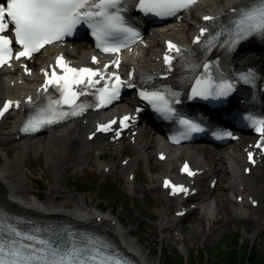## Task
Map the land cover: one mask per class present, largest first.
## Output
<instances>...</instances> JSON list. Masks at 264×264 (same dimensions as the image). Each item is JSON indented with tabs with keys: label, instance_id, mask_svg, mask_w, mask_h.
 Here are the masks:
<instances>
[{
	"label": "rangeland",
	"instance_id": "374dc122",
	"mask_svg": "<svg viewBox=\"0 0 264 264\" xmlns=\"http://www.w3.org/2000/svg\"><path fill=\"white\" fill-rule=\"evenodd\" d=\"M210 4L211 2H208V5ZM34 67L38 68L36 65ZM45 136L46 134L43 135ZM151 139L146 138L145 141L151 145ZM65 142H58L51 151L43 148L41 144L40 149L37 147L28 152L16 148L20 150L17 152L15 147L9 149L11 147L5 146L0 149V164L6 159H16L18 165L10 171L24 174L30 188V196L38 201L48 202L55 198L59 205L86 204L118 216L125 229L130 231L127 238L141 245L146 259L154 264H175V261L181 258L184 263H189L193 253L198 255V258L200 251L203 253L202 260H197L196 264H212L217 257L210 248L216 251V246L224 248L225 237L236 233L241 250L246 245L249 249L256 247L264 252V207L254 209L250 202H246V207H249L247 215H239L236 210L239 202L235 198L237 189L232 191L230 185L227 186L230 178L226 171L219 175L213 191V199L222 201L228 197L218 219L210 225L201 218L200 212H195L173 228L170 226V220L173 219L176 208L160 189L158 176L170 170L177 171L179 163L174 164L169 159L164 162L157 161L155 144L147 147L146 156H140L129 137L117 145L105 142L95 145L91 152L86 154L78 138H74L71 146H66ZM242 143L241 141L231 145L238 147ZM7 150H11L9 155ZM201 152L205 153L209 160L210 157L215 160L221 155L223 159L228 158L225 149L220 153H208L206 150ZM81 154L85 155V159L75 163ZM128 159H134L136 164L133 188L123 172L124 161ZM213 160L210 162L215 166ZM99 163L109 165V169L101 170ZM207 184V181L203 182V185ZM52 185L57 186L59 190L58 194L49 197Z\"/></svg>",
	"mask_w": 264,
	"mask_h": 264
},
{
	"label": "bare ground",
	"instance_id": "6f19581e",
	"mask_svg": "<svg viewBox=\"0 0 264 264\" xmlns=\"http://www.w3.org/2000/svg\"><path fill=\"white\" fill-rule=\"evenodd\" d=\"M208 2H211L208 5ZM235 0H199L193 8L191 15H182L181 22L160 25L151 28L147 34L148 46H137L131 52L127 53L124 58V65L126 69L130 65L138 68L149 69L154 71L160 64L159 56L163 50L164 42L167 39H173L181 43H189L193 34L197 33L203 18L207 14H216L222 11H227L231 4ZM150 45V46H149ZM264 45V44H263ZM93 49L86 44L73 45L72 43L61 44L56 43L48 45L43 48L37 63L40 67L50 65L56 54H62L74 63H88L93 56ZM17 66V67H16ZM32 68V74H25L23 67L17 62L14 66L9 68L0 69V108L7 99H13L14 102L20 98L23 101L24 97L33 92L41 80L40 71L38 68L29 65ZM20 68V69H19ZM120 108H126L125 103L121 104ZM113 116V114L111 115ZM111 116L100 113H89L82 118H77L67 124H57L52 128L45 131L46 136L43 137L44 132L36 134L35 136H21L19 132V125L22 119L21 110H11L4 116L0 117V149L5 146H9L12 149L21 148L22 151L28 152L37 147L47 150L52 149L58 142H65L66 146H71L74 138H78L80 145H82L83 152L90 153L95 145H99L101 141L96 139L89 141L87 136L93 131L95 121L100 119L107 120ZM147 132L140 130L137 136L132 140L136 150L139 151L140 156L147 155V147L155 144L157 153L166 152L167 159L179 163V166L185 159L194 161L193 165L197 168H205L208 177H215L217 174H222L226 171L229 176V183L227 186L233 191L237 189L235 194L236 200L238 196H243V200L238 203L236 210L239 215H247L246 202L251 199L258 200L256 206L257 209L264 207V154L258 149L254 151L256 154L252 155L257 159L256 166L251 167L249 173L246 172V168L249 167V160L247 152L252 149V143L249 138L243 141L238 147H230L227 152L228 158L218 157L213 160L215 166L213 168V174L207 169V164L204 161L203 153H199V149L190 146H171L169 147L161 138H154L151 145L146 142ZM104 139V138H103ZM46 140V142H44ZM109 142V141H108ZM108 142L106 144H108ZM110 143V142H109ZM46 146V147H45ZM17 152L20 151L16 149ZM11 150H7V154ZM87 153V154H88ZM87 157V155H86ZM85 159V155L81 154L75 161ZM166 159V160H167ZM173 164V165H174ZM18 165V161H10L6 159L3 164H0V205L13 209L16 211L26 212L42 217H49L50 215L60 213L64 218H70L72 220L84 221L87 226L94 228H105L112 235L115 242L123 249L128 251L133 256L137 257L141 264H154L152 261L146 259V254L143 251L141 245H138L134 240L127 238V233L130 231L125 229L124 223L121 219L112 214L111 212L104 211L96 206L89 207L88 205L75 204L74 206L68 205L65 209L58 206L59 210H52V204H56V199L52 198L50 201L39 200L30 196V188L28 187V181L24 174H15L10 171L11 168ZM135 160L128 159L123 165V172L128 178L130 187L133 188V184L136 180L135 174ZM98 167L101 170H108L109 165L99 163ZM173 168V167H172ZM15 175V177H13ZM164 176L173 177L176 182L177 179L173 170L166 172L159 176L160 184ZM211 181V179H210ZM209 181V183H210ZM59 188L55 185L50 186L49 197L58 194ZM198 208L202 210V218L208 219L212 224L216 219L222 208H224L225 202L228 197L222 201L218 198L213 199L211 189H205L204 194L200 197ZM174 201V200H173ZM237 202V201H236ZM177 204L181 205L178 211L183 210L186 207L181 198H177ZM170 226L175 228L179 225L180 219L173 218L170 220ZM169 226V227H170ZM264 229V223L262 225ZM160 264V263H159Z\"/></svg>",
	"mask_w": 264,
	"mask_h": 264
},
{
	"label": "snow or ice",
	"instance_id": "6c2138e0",
	"mask_svg": "<svg viewBox=\"0 0 264 264\" xmlns=\"http://www.w3.org/2000/svg\"><path fill=\"white\" fill-rule=\"evenodd\" d=\"M130 2L133 0H6V3L0 0V65L6 60H11L13 39L21 46V50L16 53L17 58L31 56L45 44L73 33L76 26L81 23L87 24L92 29L98 46L102 47L105 52H118L121 47H126L128 42L140 36L138 29L133 27L124 15L125 8ZM192 3L194 0H134L133 6L145 13L167 16L173 15L181 8H187ZM231 11L238 12L230 39L232 45L253 33L264 34V0H258V2L243 5ZM6 15L10 17L13 24L14 36L5 34L9 28V24L5 22ZM204 19L213 20L215 18L206 16ZM200 31L206 32L207 28H201ZM195 39L199 40L200 37L197 36ZM168 47L183 56L181 48L172 41H168ZM172 59L171 55L165 54V62L169 67L172 66L170 63ZM57 62L66 69V72L62 76H57L53 70L52 76L55 77L56 84L62 85L63 102L66 104L74 103V98L79 95L72 88V84L82 83L85 76L90 77L101 72L100 69L68 67L62 56ZM116 64L118 66L119 61ZM203 68L205 72L195 78L196 82L192 86L193 96L198 95L205 98L226 96L233 90L234 80L222 79L217 82L212 77L207 63L203 64ZM113 76L115 81L110 80L109 83L114 86L109 89L106 85L99 90L101 103H110L125 83L118 74L113 73ZM239 78L251 85L254 83L255 73L249 69L248 72L239 74ZM89 83L93 82L89 80ZM106 93L109 94L106 95ZM140 95L151 103L153 108L165 115L176 112L172 103L179 97V93L167 86H164L163 90L153 89L151 91L142 88ZM28 99L31 102L32 98ZM15 103L19 105L18 101ZM11 104H13L11 100L5 103L0 109V116ZM52 112L53 107L50 103L48 108L41 109L40 114L30 117L23 130H34L51 119L58 118L53 116ZM249 118L253 120L256 131L264 133V117L259 120L251 116ZM124 120L127 121L128 117L125 116ZM180 122L185 126L186 134L202 130L203 127L198 121L184 116L180 117ZM100 127L105 131L108 130L107 125ZM225 135H231V133H225ZM184 170L189 171L187 165ZM177 188L186 191L183 185H173L174 190ZM13 232L17 236H28L30 240H38L41 246L25 244L22 240H0V264H127L122 257L113 256L95 246L91 239L78 243L73 237L70 242L57 245L53 241L41 239L36 235L29 236L27 232H20L18 229H13Z\"/></svg>",
	"mask_w": 264,
	"mask_h": 264
},
{
	"label": "trees",
	"instance_id": "16d2710c",
	"mask_svg": "<svg viewBox=\"0 0 264 264\" xmlns=\"http://www.w3.org/2000/svg\"><path fill=\"white\" fill-rule=\"evenodd\" d=\"M225 247L222 248L220 245L216 246L217 251L210 248L212 253H215L216 260L212 261V264H240L242 262H247L249 264H264V252L259 251L256 247L251 249L244 245L243 250L240 249L241 243L238 240V233L235 235H227L223 240ZM194 254L191 257L189 263H184L183 259H177L175 264H196L197 260H202L203 253L200 251V255Z\"/></svg>",
	"mask_w": 264,
	"mask_h": 264
}]
</instances>
